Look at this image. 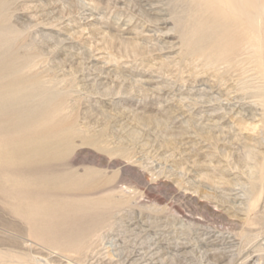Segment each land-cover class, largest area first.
<instances>
[{
  "label": "rangeland",
  "instance_id": "obj_1",
  "mask_svg": "<svg viewBox=\"0 0 264 264\" xmlns=\"http://www.w3.org/2000/svg\"><path fill=\"white\" fill-rule=\"evenodd\" d=\"M245 5L0 0V103L29 115L8 133L62 150L0 192V264H264V0Z\"/></svg>",
  "mask_w": 264,
  "mask_h": 264
},
{
  "label": "bare ground",
  "instance_id": "obj_2",
  "mask_svg": "<svg viewBox=\"0 0 264 264\" xmlns=\"http://www.w3.org/2000/svg\"><path fill=\"white\" fill-rule=\"evenodd\" d=\"M229 1L232 2L233 0H229ZM235 1H236V6H239L241 9H244V7L246 6L245 5L246 4V0H235ZM250 11H252V10H250ZM250 11L246 10L245 14L247 15V18L252 19V14H254V13H251ZM195 21H196V18H195ZM209 21H211V19ZM197 26L200 27V25H198V24H197ZM213 28H215V26ZM245 28H247V27H245ZM253 29L255 30V28H253ZM200 32L201 31L199 30V33ZM218 32H220V31L218 30ZM246 33H247V31H246ZM241 34H243V33H241ZM228 35L230 36V34H228ZM197 37L199 38V36H197ZM223 39H225V38H223ZM205 40H207V39H205ZM235 40H236V38H235ZM220 42H221V40H220ZM206 45H208V44H206ZM240 46H239V50H240ZM209 48L211 49V46ZM225 48H227V47L225 46ZM229 54L230 53H228V55ZM1 88L2 87H0V92H1ZM28 117H29V115H26L23 112H20L17 108H15V107L8 108L7 106H5V104L0 103V192H2V194H7V193L11 192V193H14V196L18 197L19 195L23 194L26 191L25 188L28 187L29 185H32V184L34 185V184H37L39 182H42V181L46 180L47 177L49 176L47 173H43V174L35 176L33 178L32 182L31 181H27L23 177V173H26V172L30 173L32 171L34 172L35 171L34 169L38 168L39 160L43 161V160L54 159V158H57L62 153V150L57 148L58 144H56L55 145L56 147H54V144L51 141H46V140H35V141H33L31 139H28L27 136H22L21 138L18 139L15 135H12L11 133H8V129L7 128H9V130H10V129H15V128L20 127L23 124V122L25 121V119L28 118ZM1 118H4V119H1ZM5 123H8V125L5 126L6 125ZM2 124L5 126L4 128H3ZM16 140H19V142L17 143ZM62 155H64V154H62ZM35 165H37V166H35ZM49 178L53 182H57V183L60 182V180L57 179L54 176H51ZM9 185H11L13 188L15 187L14 188L15 190L14 189L12 190L9 187ZM18 205L19 204H17V209H20V208H18L20 205L19 206ZM37 208L38 207H36V206L31 208L30 211H29L30 214H31V212H36L38 210ZM37 212H39V210ZM33 225H34V223H33ZM37 233H39V232H37ZM51 240L56 241L55 239H51Z\"/></svg>",
  "mask_w": 264,
  "mask_h": 264
}]
</instances>
